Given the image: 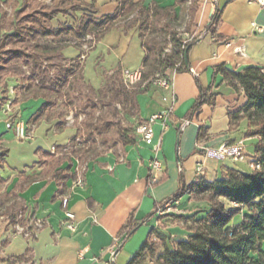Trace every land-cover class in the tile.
I'll list each match as a JSON object with an SVG mask.
<instances>
[{
	"label": "crops",
	"instance_id": "crops-1",
	"mask_svg": "<svg viewBox=\"0 0 264 264\" xmlns=\"http://www.w3.org/2000/svg\"><path fill=\"white\" fill-rule=\"evenodd\" d=\"M40 1L50 6L60 0ZM134 1H143L148 7L154 3L161 7L176 4V0ZM118 6L117 0H69L67 12L58 14L52 25L75 26L88 11L101 18L113 14ZM217 8L222 10L217 31L223 40H217L206 29ZM191 33L198 41L188 53L190 71H168L166 79L170 89L155 83L139 87L134 112L140 122L173 106L169 128L164 131L160 123L153 127L154 143L161 140L158 153L153 145L133 136L128 143H119L116 148L85 159L86 183L73 190L77 154L66 148L70 149L78 137V127L70 121L59 127L60 119L54 117V113L32 122L31 118L44 100L31 94L23 97L20 86L17 87L20 78H12L10 87H17L18 91L15 113L27 121L24 120L34 138L16 140L3 113L5 109L0 111V155L6 151V156L0 157V195L11 199L9 206L13 202L22 203L25 218L34 219L25 228L9 225L8 219L0 217V264H126L152 230L171 241L189 238L193 226L184 217L192 215L198 205L191 194L170 203L163 215L154 213L156 207L163 206L183 184L189 185L200 178L214 182L230 167L248 173L254 171L251 159L258 140L244 137L246 120L232 126L230 117L247 99L242 90L236 91L222 73L216 72L219 66L235 72L252 66L264 67V8L254 0H199ZM88 44L90 47L85 48ZM63 55L67 61L78 60L84 82L98 93L115 71L120 70L124 77L142 70L146 52L138 27L122 26L117 21L99 39L90 35L82 43L75 41L73 45H66ZM3 84L0 79L2 89ZM199 85L212 88L218 95L214 105L206 104L199 112H194L200 95ZM184 120L190 123L181 128ZM200 127L205 134L198 142ZM239 140H244L246 145L245 162L234 163L208 155L210 149L224 142ZM53 149L58 152L56 155L52 154ZM155 156L163 159L165 166L160 181L151 186L149 163ZM38 162L42 164L36 165ZM198 167L203 168V175H198ZM61 170L62 176L56 177ZM69 191L72 195L68 208L77 216L76 232L65 226V208L60 198ZM132 215L134 220L144 223L124 242L127 233L122 232L123 226ZM242 219V214L236 215L232 225L241 223ZM120 245L113 257L111 248L117 249ZM19 256L25 259L17 261L15 258Z\"/></svg>",
	"mask_w": 264,
	"mask_h": 264
},
{
	"label": "trees",
	"instance_id": "trees-1",
	"mask_svg": "<svg viewBox=\"0 0 264 264\" xmlns=\"http://www.w3.org/2000/svg\"><path fill=\"white\" fill-rule=\"evenodd\" d=\"M117 1L119 6L111 15L96 18L95 13L88 11L78 25L63 24L54 27L52 20L58 14L67 12L69 0H60L58 4L50 6L40 0H0V8L3 3H9L11 7L9 18L0 16V79L4 81L0 111L5 109L12 98L10 81L12 78H20L21 75L35 85L31 95L44 100L31 118L32 122L51 115L60 97L64 96L71 101L77 91L84 94V89H87L89 104H85L82 110H91L92 114L88 116L84 126L87 138L95 141L97 135L105 134L114 125L106 114L95 116L99 108L98 103H104L111 108L113 116L119 114L117 104H121L128 112H134L137 110L139 87L152 83L157 76L166 78L170 70L178 73L190 71L188 53L198 41V37L186 38L176 30L175 22L179 19L177 7H181V11L188 15L186 33L190 35L199 10V0H176V4L169 7H161L155 3L148 7L143 1ZM221 12L222 10L217 8L206 28L217 40L224 39L217 31ZM2 13L7 14L6 11ZM133 13H136V16L129 26L138 27L146 52L142 81L134 87L124 83L123 74L118 70L108 76L106 85L96 93L84 82L78 60L65 59L63 50L66 45L43 44L45 39L55 43L68 40L82 43L90 35L99 39L120 18H129ZM158 32L163 34L167 45L155 39L145 38L146 34ZM24 66L28 67L29 76L23 71ZM216 73H222L224 80L236 91L242 90L247 99L242 108L230 113L231 123L232 126H239L242 120L247 121L244 137L258 140L251 163L260 165V169L248 173L230 167L214 182L200 178L189 185L183 184L177 194L166 202H176L187 193L198 202L199 209L184 217L186 221L194 222V226L190 227L189 238L171 241L166 235L152 230L128 264H264V67L252 66L243 72H235L219 66ZM199 88L200 95L194 112H199L206 104L214 105L218 95L212 88H203L201 85ZM15 89L17 87L14 88L13 97L17 104L18 91ZM54 117L60 119L59 127L66 124L61 114L56 113ZM116 125L121 142L131 141L133 130H124L120 122ZM204 134V128L200 127L198 142ZM5 156L6 151L0 155L2 158ZM38 164L42 163L38 162L36 165ZM62 174V170L58 171L56 177ZM150 179L151 175V185ZM232 202L238 203L239 207H234ZM161 206L162 204H159L154 213L158 212ZM8 210L9 225L28 226L34 219L25 218L26 209L22 203L13 202ZM238 214L243 215L241 223L232 225ZM153 215L148 216V219ZM142 223L144 221L134 220L133 215L129 217L123 226L122 232L127 233L124 242ZM30 230L33 231V227ZM15 259L23 261L25 256Z\"/></svg>",
	"mask_w": 264,
	"mask_h": 264
},
{
	"label": "rangeland",
	"instance_id": "rangeland-1",
	"mask_svg": "<svg viewBox=\"0 0 264 264\" xmlns=\"http://www.w3.org/2000/svg\"><path fill=\"white\" fill-rule=\"evenodd\" d=\"M48 3L50 2L47 0ZM1 10L6 11L7 14H1L3 18L8 17L10 14V7L7 4L1 5ZM2 11V12H3ZM0 12V13H2ZM179 12V19L175 22V28L179 32L183 33L186 38H190L192 36V33L190 32V35L186 33V28H187V23H188V15L185 14V12L181 11V9H178ZM136 16V13H133L129 18H120L118 22L122 26L125 25H130L131 22L134 20ZM68 19V18H67ZM66 19V20H67ZM6 24V23H5ZM1 25V24H0ZM1 30V26H0ZM145 38L147 39H155L158 42H161L163 45H167V41L165 40L163 34L161 33H156V34H146ZM75 40H68L66 42H62L60 44H65V45H73ZM43 44L49 45V46H57L60 45L59 43H55L51 40H43ZM90 45L88 44L85 48H89ZM168 48L170 49V45H168ZM87 50V49H86ZM23 71L25 72L26 76L30 75V71L27 66H24ZM20 83L17 87L20 86V92L22 91V96H28L29 94H32L33 90H35V85H33L31 82L27 81L26 79L23 78V75L20 76ZM79 86V85H78ZM79 89V88H78ZM3 89L0 87V95L2 94ZM17 91V89H15ZM25 92L27 94H25ZM89 91L87 89H84V94L79 93V91L76 92V94L73 96V99L71 101L67 100L64 96L60 97L58 100V104L53 108V113L54 114H61L62 119L66 120V122H73L75 126L78 127L79 129V134L78 137L72 142V149L74 151H78L79 154L83 155V158L88 159L90 157H94L98 154L104 153L111 148H116L119 143H122L119 136H118V126L116 125L117 122H120L121 126L123 127L124 130H133V135L135 136V130L140 122L139 118L135 114V112H128L121 104H117L118 108V115L113 116V111L111 108L106 106L104 103H98V107L100 106L101 108H98L97 113L95 116H99L100 114H106L110 120L114 123V125L105 132L103 135H97L95 137V141L92 139H88L86 136V129L84 126V122L87 120V118L90 117L92 114L91 110H82L83 106L85 104H89L87 100V95ZM64 98V99H62ZM15 105V103H14ZM106 106V107H105ZM51 112V113H52ZM5 116L7 117V121L9 125L11 126V130L13 132V128L16 122V119L23 117L19 115V113H7L6 111L3 112ZM89 116V117H88ZM25 120V119H24ZM26 121V120H25ZM27 122V121H26ZM15 138V137H14ZM16 139V138H15ZM18 140V139H16ZM11 199L8 198L6 195H0V217H3L7 220V214H9V205L7 204ZM199 205H195L193 210H198ZM191 225L194 226V222L191 221ZM25 228H27V225H22ZM132 235L130 239L133 237ZM148 236V235H147ZM147 236L145 237L144 240H146ZM140 243L138 246V249L141 247L143 244V241ZM138 249L136 251H138ZM134 252V254L136 253ZM133 254V256H134ZM132 256V257H133ZM129 260H127L126 264H128Z\"/></svg>",
	"mask_w": 264,
	"mask_h": 264
},
{
	"label": "built area",
	"instance_id": "built-area-1",
	"mask_svg": "<svg viewBox=\"0 0 264 264\" xmlns=\"http://www.w3.org/2000/svg\"><path fill=\"white\" fill-rule=\"evenodd\" d=\"M257 2L261 7L264 8V0H254ZM255 26V25H254ZM255 28L258 31H262V28L259 26H255ZM194 36H191L190 39H192ZM124 83L129 87H134L138 85L142 81V70L136 71L134 73H128L124 76ZM152 83H155L159 86H161L164 89H170V83L169 81L164 78L157 76L156 79ZM10 95L12 98L8 101L5 107V111L7 113H14V89H10ZM173 114V106L158 112L154 115H152L149 119L145 121L139 122L136 130H135V137L139 140L145 142L148 145H153L154 151L158 153L161 145V140H159L157 143H154V125L157 123H160L163 127V130H167L169 128V119ZM190 123L189 120H184L181 123V128H184L186 125ZM13 134L16 139L21 141H28L32 140L34 138L33 132L28 129L25 121L19 117L16 119L14 128H13ZM66 151H74L72 149V146L70 149L66 148ZM65 151V152H66ZM77 155L75 156V162H74V173L75 178L73 180V184L71 189H75L78 187H84L86 183V170H87V163L85 158H83V155L79 154L78 151H74ZM58 152L53 149L52 154L56 155ZM208 155L218 158V159H229L233 161L234 163H242L245 162L247 159L246 156V145L244 140H239L237 142H224L219 147L210 149L208 151ZM150 174H151V185L157 184L160 181V174L164 170L165 162L163 159L159 158L158 156H155L153 159H151L150 163ZM254 169H260V165H254L252 164ZM198 175H203L204 170L202 167H198L197 171ZM71 190V191H72ZM71 191L60 195V198L62 200V204L65 208V214H66V220H65V226L67 229H69L71 232H76L77 230V216L76 214L71 211L69 206V201L71 198ZM170 205L169 202H166L163 206H161L158 210L159 215H163L165 208H168ZM232 205L234 207H239V204L236 202H232ZM230 236H232V233H230ZM156 239V238H155ZM118 248L115 247L111 248V254L114 257L116 255ZM114 261V260H113Z\"/></svg>",
	"mask_w": 264,
	"mask_h": 264
},
{
	"label": "water",
	"instance_id": "water-1",
	"mask_svg": "<svg viewBox=\"0 0 264 264\" xmlns=\"http://www.w3.org/2000/svg\"><path fill=\"white\" fill-rule=\"evenodd\" d=\"M187 62H188V59H187Z\"/></svg>",
	"mask_w": 264,
	"mask_h": 264
}]
</instances>
